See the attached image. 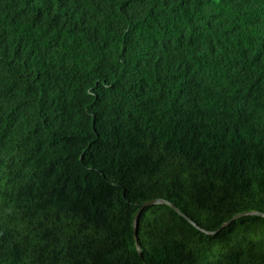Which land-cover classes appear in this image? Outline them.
<instances>
[{
    "label": "clouds",
    "instance_id": "obj_1",
    "mask_svg": "<svg viewBox=\"0 0 264 264\" xmlns=\"http://www.w3.org/2000/svg\"><path fill=\"white\" fill-rule=\"evenodd\" d=\"M262 150L264 0H0V264H94L104 241V264L135 257L119 185L191 193L202 158L216 190L235 157L237 205L264 210ZM170 242L261 264L264 217Z\"/></svg>",
    "mask_w": 264,
    "mask_h": 264
},
{
    "label": "trees",
    "instance_id": "obj_2",
    "mask_svg": "<svg viewBox=\"0 0 264 264\" xmlns=\"http://www.w3.org/2000/svg\"><path fill=\"white\" fill-rule=\"evenodd\" d=\"M121 10L123 11V9ZM221 139L222 137L219 139L213 137L215 141L213 148L219 144ZM256 159L258 165L264 167V150L256 153ZM239 163L243 166V159ZM203 164L204 159L202 158L198 167L202 169L203 180L198 187L194 186L191 193H184L182 187L175 182L169 186L151 189H138L128 182L119 185L123 189L122 194L126 202V230L129 238L134 241L133 218L139 206L150 199L163 200L162 203L145 206L140 211L137 219L135 257H130L122 261L121 264H193L191 253H184L182 245H173L170 242V237L173 234H179L184 239L199 237L209 241L226 240L238 222L264 217V210L248 209L240 207L236 203V200L246 190L247 183L236 182L235 157L233 158L232 172L228 174L230 178L225 179L224 186L216 190L208 179L209 169L203 168ZM226 173H228V169L224 168L213 175L219 174L223 178ZM257 182L261 187H264V176L258 177ZM186 196L187 198H185ZM158 210H163L165 214L164 224L166 227L163 233L150 228L147 223L148 217ZM97 211L99 213V210ZM234 215H238V217L232 218ZM227 221L229 223L224 225ZM117 246L116 241L111 243L104 241L101 242L98 249H90L89 254L93 256L94 264H104L101 259L102 253ZM137 247H139L140 253ZM260 259L261 264H264V257ZM238 260L239 253L237 252L235 259L229 258L228 264H238Z\"/></svg>",
    "mask_w": 264,
    "mask_h": 264
},
{
    "label": "water",
    "instance_id": "obj_3",
    "mask_svg": "<svg viewBox=\"0 0 264 264\" xmlns=\"http://www.w3.org/2000/svg\"><path fill=\"white\" fill-rule=\"evenodd\" d=\"M163 200L162 199H158V198H154V199H150V200H147V201H144L138 208L136 214L134 215V218H133V236H134V239H135V242H137V236H136V231H137V219H138V215L140 213V211L142 210L143 207L145 206H148V205H152V204H158V203H162ZM252 214H256L258 212H250ZM238 215H234L232 218H237ZM229 221H227L224 225L228 224ZM137 250L138 252L140 253V249L139 247H137Z\"/></svg>",
    "mask_w": 264,
    "mask_h": 264
}]
</instances>
